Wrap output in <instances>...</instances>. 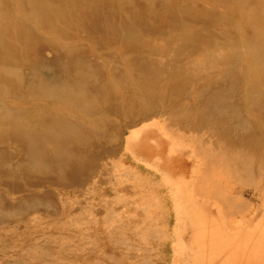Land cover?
Wrapping results in <instances>:
<instances>
[{
	"label": "bare ground",
	"instance_id": "obj_1",
	"mask_svg": "<svg viewBox=\"0 0 264 264\" xmlns=\"http://www.w3.org/2000/svg\"><path fill=\"white\" fill-rule=\"evenodd\" d=\"M243 48L196 57L170 117L131 124L113 103L80 107L82 93L42 84L36 203L54 241L37 264H264V61Z\"/></svg>",
	"mask_w": 264,
	"mask_h": 264
},
{
	"label": "rangeland",
	"instance_id": "obj_2",
	"mask_svg": "<svg viewBox=\"0 0 264 264\" xmlns=\"http://www.w3.org/2000/svg\"><path fill=\"white\" fill-rule=\"evenodd\" d=\"M206 38V45L213 48L210 56L214 51L221 57L241 54L244 47L251 60L264 61V0H0L1 263L37 264L36 256L52 244L44 240L54 241V235L46 237L40 232L47 221L36 203L40 196L36 180L41 177L42 84L59 83L74 94L82 93L80 107L114 104L121 112L117 116L127 124L161 112L162 117H170L176 101L190 92L186 71L199 67L194 64L197 58L211 59L205 58L210 48L202 46ZM184 46L190 48L182 49ZM173 59L183 63H173ZM190 60H196L194 65L190 63L193 67H188ZM27 134L33 137L31 155ZM28 174L33 183L27 181Z\"/></svg>",
	"mask_w": 264,
	"mask_h": 264
}]
</instances>
